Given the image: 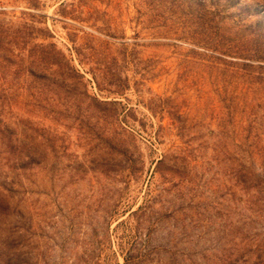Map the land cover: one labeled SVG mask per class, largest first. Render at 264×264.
<instances>
[{
    "label": "rangeland",
    "instance_id": "1",
    "mask_svg": "<svg viewBox=\"0 0 264 264\" xmlns=\"http://www.w3.org/2000/svg\"><path fill=\"white\" fill-rule=\"evenodd\" d=\"M173 1L0 0V264H264V69Z\"/></svg>",
    "mask_w": 264,
    "mask_h": 264
},
{
    "label": "trees",
    "instance_id": "2",
    "mask_svg": "<svg viewBox=\"0 0 264 264\" xmlns=\"http://www.w3.org/2000/svg\"><path fill=\"white\" fill-rule=\"evenodd\" d=\"M171 6L178 8L183 28L195 36L197 45L248 61L243 68H253L249 62L256 61L264 69V7L241 0H180ZM130 257L125 256L126 262Z\"/></svg>",
    "mask_w": 264,
    "mask_h": 264
}]
</instances>
